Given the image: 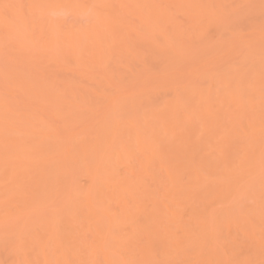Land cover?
I'll return each mask as SVG.
<instances>
[{
    "label": "bare ground",
    "instance_id": "bare-ground-1",
    "mask_svg": "<svg viewBox=\"0 0 264 264\" xmlns=\"http://www.w3.org/2000/svg\"><path fill=\"white\" fill-rule=\"evenodd\" d=\"M51 1L29 0L27 8H51ZM130 4L141 24L145 66L147 60L162 66L167 48L182 61L210 59L190 66L186 75L194 81L183 82L157 105L142 97L147 88L137 86L134 72L106 74L103 108L114 117L111 123L106 119L109 127L98 114L89 140L80 131L89 123L72 127L76 137L83 133L79 141L71 131L72 137L61 136L58 124L47 132H35L31 125L19 130L20 142L29 136L36 142L22 143L27 155L13 134L26 119L0 114L5 179L27 173L32 188L41 190L43 183L63 181L75 156L84 165L79 174L86 176L83 188L70 189L65 214L55 211L33 232L22 225L11 239L52 252L51 259L43 254L42 262L31 251L33 261L23 256L24 264H264V0ZM243 11L256 30L245 45L237 32ZM178 13L194 22L193 33L172 20ZM239 43L241 62L231 71L215 72L214 63L237 55ZM28 77L9 81L12 98L35 91ZM118 81L120 91L113 87ZM91 107L87 113L96 111ZM0 109H8L1 95ZM24 157L35 161L26 164Z\"/></svg>",
    "mask_w": 264,
    "mask_h": 264
},
{
    "label": "rangeland",
    "instance_id": "rangeland-1",
    "mask_svg": "<svg viewBox=\"0 0 264 264\" xmlns=\"http://www.w3.org/2000/svg\"><path fill=\"white\" fill-rule=\"evenodd\" d=\"M101 1L113 8H100ZM28 4L29 0H0V95L8 106L7 110L0 109V114L26 119L22 125L15 126L13 134L19 140L17 143H21V153L27 155L30 150L27 152V148L23 149L25 142H36L33 136L21 139L23 142H20L19 130L24 127L31 129L33 125L35 132L38 129L39 132H47L58 124L59 132L63 128L61 136L65 134L64 137L68 135L70 138L73 133L72 136L75 134L79 141L83 139L80 138L83 133H78L80 131H84V139L91 138L90 130L93 132L101 119L98 114H104L107 118L104 115L101 117L109 125L114 116L109 112V106H106L108 110L103 108L104 103L107 105L105 97L108 94L105 90H109L105 89L106 74L136 73L132 75L136 77L137 86L145 84L147 88V95L143 94L142 97L157 105L172 97L183 82L194 81L192 76L186 75L190 66H200L211 57L204 56V60L200 58L197 63L182 61L183 58H177L167 48L164 54L166 62L162 66H151L149 60L145 66L141 51L144 50L141 24L133 14L130 0H52L49 3L51 8H44L46 5H41L44 6L42 8H27ZM242 13L245 19L238 21L237 32L245 45L252 42V34L256 30L246 21L245 11ZM172 20L185 33L194 32V22L182 13H178ZM185 40L187 38L183 39L184 43ZM242 44L239 43L240 51L237 55H226L222 61L214 63L215 72L231 71L232 66L241 62ZM21 75L29 76L35 91L28 90L26 95L16 93L18 97L12 98L7 86L11 79ZM118 85L119 81L113 87L124 88ZM112 89L109 93L116 92ZM88 101L92 103L86 105ZM91 106H98L99 112L96 108V111L90 109L92 113H87L89 110L85 108ZM39 118H45L46 121L39 123ZM57 118L61 119L60 123L55 122L59 121ZM81 124H88L91 129L84 125L78 131L83 126ZM72 127L79 128L77 137L76 128L73 131ZM22 143L25 145L22 146ZM76 157L71 158V170L63 176V181L43 183L41 190L39 186L32 188L31 175L23 173L13 179H5L1 175L4 169L0 167V264H24L23 256L32 260L29 256L31 251L42 262L43 254L51 255V251H41L38 247L41 244L19 246L9 234L16 232L22 225L33 232L56 214L67 212L70 189L75 186L83 188L86 184V176H81L84 174V165ZM22 159L26 164H29V160L35 161L26 157ZM79 168L82 170L79 171ZM33 192L35 196L31 198Z\"/></svg>",
    "mask_w": 264,
    "mask_h": 264
}]
</instances>
